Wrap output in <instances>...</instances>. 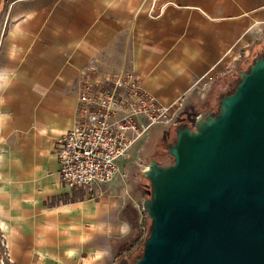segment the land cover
I'll list each match as a JSON object with an SVG mask.
<instances>
[{
	"label": "crops",
	"instance_id": "1",
	"mask_svg": "<svg viewBox=\"0 0 264 264\" xmlns=\"http://www.w3.org/2000/svg\"><path fill=\"white\" fill-rule=\"evenodd\" d=\"M261 53L264 0H2L5 264H117L141 241L132 202L107 188L91 199L60 182L57 140L78 119L84 78L133 71L160 104H185L197 81H217ZM183 104L179 113H190Z\"/></svg>",
	"mask_w": 264,
	"mask_h": 264
},
{
	"label": "water",
	"instance_id": "2",
	"mask_svg": "<svg viewBox=\"0 0 264 264\" xmlns=\"http://www.w3.org/2000/svg\"><path fill=\"white\" fill-rule=\"evenodd\" d=\"M237 77L215 112L174 124L170 164L148 156L150 224L133 264H264V53Z\"/></svg>",
	"mask_w": 264,
	"mask_h": 264
},
{
	"label": "built area",
	"instance_id": "3",
	"mask_svg": "<svg viewBox=\"0 0 264 264\" xmlns=\"http://www.w3.org/2000/svg\"><path fill=\"white\" fill-rule=\"evenodd\" d=\"M214 82L215 77L208 74L196 86L210 89ZM78 100V119L58 138L56 156L61 184L83 189L91 199L105 194L102 185L118 173V160L148 128L172 123L183 104V99L167 106L160 104L133 71L84 78ZM135 206L143 219L140 205ZM145 232L143 227L141 240Z\"/></svg>",
	"mask_w": 264,
	"mask_h": 264
},
{
	"label": "rangeland",
	"instance_id": "4",
	"mask_svg": "<svg viewBox=\"0 0 264 264\" xmlns=\"http://www.w3.org/2000/svg\"><path fill=\"white\" fill-rule=\"evenodd\" d=\"M234 80L236 81L235 76ZM208 90L209 89H207L206 86L202 87L197 85V88H195V94L191 100L193 102L188 100L187 103L183 104L184 106L187 105L188 107H191V112L188 118H183L182 115H180L183 111L182 109V111L173 119L172 123L168 125L156 123L150 126L147 133L128 149L123 158L118 160V173L112 180L103 184L102 187L110 190V192L115 195L116 200L124 199L129 203L132 202L137 211L140 209H138L135 204H139L142 210V200L150 197L151 193L148 181L141 176V171L147 165L148 156L151 155L152 158H156V161L162 163V165H168L172 162V158L167 152L165 154L160 153V150H156V148L162 145L166 146L167 143L174 141L175 130L177 128V126H174L175 123L178 125L182 124L181 122L191 124L199 110L201 111V109H204L202 102L204 101L205 94ZM213 103L214 108L216 109L217 103ZM141 214L142 216L144 215L143 210L141 211ZM144 240L145 236L136 245L135 249L140 250V244Z\"/></svg>",
	"mask_w": 264,
	"mask_h": 264
},
{
	"label": "trees",
	"instance_id": "5",
	"mask_svg": "<svg viewBox=\"0 0 264 264\" xmlns=\"http://www.w3.org/2000/svg\"><path fill=\"white\" fill-rule=\"evenodd\" d=\"M1 5H2V1L0 3V8H1ZM237 73L238 72H234L230 75H227V76H224V77H221L219 78L217 81H215L208 93L207 96L210 97V99L213 101V102H216L218 103L219 99L225 95L230 89H232L235 84L237 83ZM234 76L236 77V81L234 80ZM214 89H218V91L215 93V94H212L211 92L214 91ZM190 115V113L188 114V116ZM179 118V117H178ZM177 118V119H178ZM182 118V117H181ZM182 124H184L183 122H181ZM159 149L160 150V153H163L165 154L167 151V147L162 145V146H159L158 148H156V150ZM154 158V157H153ZM155 160H157L156 158H154ZM162 164V163H160ZM145 180V179H144ZM147 182V181H146ZM149 184V182H148ZM150 186V184H149ZM150 191H151V187H150ZM143 221L145 222V226L147 227V225L150 224V219H147V218H144V215H143ZM148 221V222H147ZM143 243L144 241H142V243L140 244V250H137V249H134L133 251H131L130 253L128 254H125L123 255L119 260H118V263L120 261H126L128 264H133V262L139 258L142 254V248H143ZM1 258V256H0Z\"/></svg>",
	"mask_w": 264,
	"mask_h": 264
},
{
	"label": "flooded vegetation",
	"instance_id": "6",
	"mask_svg": "<svg viewBox=\"0 0 264 264\" xmlns=\"http://www.w3.org/2000/svg\"><path fill=\"white\" fill-rule=\"evenodd\" d=\"M207 101V103H204V102H206ZM204 103V104H203ZM202 104H203V107L205 108H207V109H209L210 111H216L217 110V105H216V109L214 108V103H213V101L210 99V98H205L204 99V101L202 102ZM202 107V108H203ZM188 114L189 113H186V112H184V111H182L181 113H180V115H182V117L183 118H185V117H187L188 118ZM186 124H187V122H185Z\"/></svg>",
	"mask_w": 264,
	"mask_h": 264
},
{
	"label": "clouds",
	"instance_id": "7",
	"mask_svg": "<svg viewBox=\"0 0 264 264\" xmlns=\"http://www.w3.org/2000/svg\"><path fill=\"white\" fill-rule=\"evenodd\" d=\"M6 79H7L6 76H2V75H0V82L4 81V80H6Z\"/></svg>",
	"mask_w": 264,
	"mask_h": 264
}]
</instances>
